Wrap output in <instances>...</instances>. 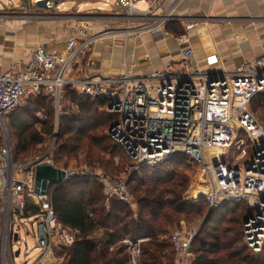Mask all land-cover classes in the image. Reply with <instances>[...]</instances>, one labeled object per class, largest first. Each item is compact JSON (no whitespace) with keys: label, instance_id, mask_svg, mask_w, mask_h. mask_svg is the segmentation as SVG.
I'll return each instance as SVG.
<instances>
[{"label":"built area","instance_id":"built-area-1","mask_svg":"<svg viewBox=\"0 0 264 264\" xmlns=\"http://www.w3.org/2000/svg\"><path fill=\"white\" fill-rule=\"evenodd\" d=\"M119 4L124 13L106 19L124 21L125 29H109L84 37L76 33L58 52L38 46L23 71L0 75V264H16V258L23 254L22 245L25 253L29 251L26 238L21 236L22 229L27 236H37L33 250L38 252L32 258V253L26 254L23 264H55L56 249L72 248L81 235L79 230L58 221L51 191L47 196L35 193L37 165L49 163L57 167L53 159L56 140L44 144L46 150L41 155L17 163L5 119L22 101L43 96L54 101L58 121L67 88L93 100L108 101L106 113L117 118L109 137L124 150L130 162L129 169L126 168L130 177L144 166L186 158L193 173L182 195L184 203L206 204L214 210L229 203H246L253 213L243 225L245 243L255 255L262 253L264 128L250 106L257 96H264V57L253 63L245 61L229 71L203 70L192 61L190 32L196 23H191L185 24L182 35L164 30L181 49L178 58L165 69L146 75L136 74L130 68L109 75L94 73L91 55L98 42L117 35L139 36L151 29L150 25L134 27L141 13L135 0H119ZM78 17L80 25L85 26V18ZM207 61L215 65L219 58L211 56ZM57 133L58 122L55 137ZM70 173L72 177L65 182L74 177ZM99 183L108 201L119 199L136 208L127 179ZM29 205L36 211L25 212ZM197 233L186 229L170 231L168 241L177 256L175 264H193ZM148 241V237L125 238L110 250L124 246L128 264H142V245Z\"/></svg>","mask_w":264,"mask_h":264},{"label":"trees","instance_id":"trees-1","mask_svg":"<svg viewBox=\"0 0 264 264\" xmlns=\"http://www.w3.org/2000/svg\"><path fill=\"white\" fill-rule=\"evenodd\" d=\"M168 28L176 35L184 33L175 24ZM65 98L74 112L60 118L61 133L53 156L55 164L66 166L79 150L77 143L85 139L88 159L119 175L124 164H114L104 156L115 152L109 131L117 118L106 113L108 101L84 97L71 88L65 90ZM28 101V105L20 106L6 121L8 128L19 133L15 161L18 155L26 158L32 148L55 133L53 100L38 96ZM250 108L264 123V96H257ZM40 116L47 119L41 120ZM190 168L186 158H177L140 170V175H134L129 183L137 212L119 199L108 201L103 187L95 181L73 177L54 188L51 202L58 221L81 232L72 248L61 250L66 263L128 264L124 246H117L113 251L110 247L125 238L148 237L149 241L142 245V264H175L177 256L168 241L170 231L182 222L204 221L207 209L210 210L206 204L189 205L182 200L190 183L187 172ZM28 210L36 211L32 205L25 212ZM252 213L246 203H229L214 210L203 225L211 231L206 232L208 238H201L202 227L194 240L193 264H264V249L255 255L244 239L243 225Z\"/></svg>","mask_w":264,"mask_h":264},{"label":"crops","instance_id":"crops-1","mask_svg":"<svg viewBox=\"0 0 264 264\" xmlns=\"http://www.w3.org/2000/svg\"><path fill=\"white\" fill-rule=\"evenodd\" d=\"M38 1L0 0V6L6 9L36 6ZM78 1L51 0L49 3L59 10H68L64 6H82L77 13L73 8L69 11L74 16L84 15L85 26L80 25L81 19H74L71 31L64 22L1 18L0 75L23 71L38 46L58 52L76 33L84 37L126 28L124 21L99 20V17L93 20L97 15H122L119 0ZM135 6L141 13L140 21L134 22V27L150 25L151 29L139 36L117 35L98 42L91 55L94 65L99 68L95 70L93 65L94 73L109 75L130 68L136 74L146 75L165 69L181 52L179 46L165 35L164 30L175 34L168 28L171 24L184 32L185 24L196 23L190 32L192 61L203 70L229 71L245 61L253 63L264 57V0H135ZM84 8L89 10L84 11ZM169 18L180 21L171 22ZM158 30L160 35L156 34ZM211 56H217L219 63L208 64L207 59Z\"/></svg>","mask_w":264,"mask_h":264},{"label":"rangeland","instance_id":"rangeland-1","mask_svg":"<svg viewBox=\"0 0 264 264\" xmlns=\"http://www.w3.org/2000/svg\"><path fill=\"white\" fill-rule=\"evenodd\" d=\"M72 1L73 2H77L78 0H72ZM64 7L67 8L68 10H63V9L59 10L57 6H51L50 9L38 8L37 6H16V7L15 6H10L8 8H11V9H6V8H3V7L1 8V6H0V19L1 18L6 19V18L10 17V18H13V19L25 18L28 21L42 20V21H45V22H56V23L57 22H59V23L64 22V24L67 23L68 31H71L72 30V27H71L72 21H74V19L77 20L78 16L77 15L74 16L72 14V11H69V10H71L73 8V11L75 13H77L78 11H80L79 8L82 7V6H64ZM87 10H89V9L84 8V11H87ZM18 13H20V14H18ZM81 17H84V15L81 16ZM95 17H99L98 18L99 20H101V19L105 20L107 16H105V15H103V16L102 15L93 16V20L95 19ZM156 34L160 35L161 31H159V30L156 31ZM98 69L99 68H97L95 66V70H98ZM28 104H29L28 100L21 102V106H25V105H28ZM53 105H54V101H53ZM70 108H71L70 101H68L65 98V94H64V96H63V98L61 100V106H60V109H59V112H58V114H59L58 121L56 119L57 110L55 109V107L53 108L54 112H55V113H53L54 114L53 119H55V124L58 122V133L56 134L57 136L56 137L55 136L48 137L46 139V141L43 142L44 144L50 145L51 143L49 144L48 143L49 141L56 140L55 148L57 149L58 134L61 133L60 118L63 117L64 115H68L69 113H73L74 110H70ZM255 116L260 120V122H261V124H262V126L264 128V123H262V120L256 114H255ZM40 118H41V116H40ZM5 119L7 121L8 118H5ZM41 120H43V119H41ZM89 127L90 126H88L87 128H89ZM8 130H9V133H10L11 138L13 140L14 152L16 153V144H17V141H18L19 133L16 130H13L12 128H10V127L8 128ZM54 132H55V130H54ZM44 144H43L42 147L37 146L35 148H32L30 150V153L26 156V158H22L20 155H18V159L16 160V162L25 163V162H28L29 160H31L32 158H34L35 156L41 155L46 150L45 147H44ZM77 146H79V150L73 154L74 156H72V158L68 161L67 165L64 166L63 163H59V164H56L57 168H59L61 170H64V171H67V172H72L74 177H78V178H81V179H88V180H90L92 182L93 181L98 182L99 185H101L99 183V181H103V180H106V179L107 180H125V179H127V181H128V191H130L129 183L132 182V180H133V178L135 176L133 175L134 177L133 176L130 177L129 174L126 173V168L129 169V166H130L129 163L130 162L127 159V157L124 154V152H122V150L119 147L114 146V148H115V152L114 153L112 152V153L104 154L106 160H111L114 164H124L123 171L119 175L115 176V175L111 174L110 170L102 168L98 164L93 163L92 160L88 159V153L89 152H88V148H87L88 147L87 146V141L85 139L82 140V142H79V144L77 143ZM56 149H55V151H56ZM228 161L231 162V156L228 158ZM144 167H147V166H144ZM191 167H192V165H191ZM187 172H188L189 176H192L193 168H190ZM137 175H140V174L137 173ZM53 190L54 189H52L51 192ZM130 195H131V193H130ZM132 199L134 201L133 197H132ZM137 210H138V207L134 208L135 212H137ZM209 211L210 210L207 209L204 221L206 220V218H207V216L209 214ZM204 221L198 220V221L192 222L190 224L186 223V222H182L181 225L175 226L174 229H177V230L186 229V231L192 230V231H195V232L199 233L200 230L203 227ZM27 227L30 228V226H27ZM204 227H205V231H204ZM204 227H203L202 233L200 234L202 239L203 238H208V237H206L207 236L206 232H211L209 228H207L206 226H204ZM34 230H36V229H34ZM198 233H197V235H198ZM21 236H22V238H26V242L28 244L29 251L27 253H25L27 250L25 249V246L22 245V248H23V252L22 253L23 254L19 258H16V264H23L26 261L25 260L26 259V254L32 253V256H30L31 258L33 256H35L36 254H38V252L33 250L34 247L36 246V243H37V240H36L37 236H33V235L27 236L25 229H22ZM61 250L62 249H56V251L54 253L55 259L57 258L55 264H57V260H58L59 264H67L66 263L65 254H63L61 252ZM31 258H29V259H31ZM29 259H27V260H29Z\"/></svg>","mask_w":264,"mask_h":264},{"label":"water","instance_id":"water-1","mask_svg":"<svg viewBox=\"0 0 264 264\" xmlns=\"http://www.w3.org/2000/svg\"><path fill=\"white\" fill-rule=\"evenodd\" d=\"M50 2L51 0H40L36 2V6L38 8L50 9L51 6L48 5ZM71 177L72 174L70 172L61 170L49 163L38 164L35 175V193L37 195L47 196L52 189L60 186ZM213 211L214 209H210L203 225L209 221ZM15 240H17V236H15ZM16 255H19V252Z\"/></svg>","mask_w":264,"mask_h":264}]
</instances>
